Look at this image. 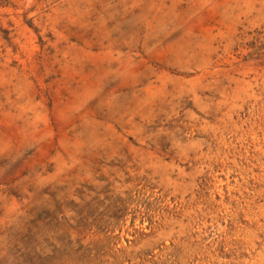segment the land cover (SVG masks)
Returning <instances> with one entry per match:
<instances>
[{
	"label": "rangeland",
	"instance_id": "1",
	"mask_svg": "<svg viewBox=\"0 0 264 264\" xmlns=\"http://www.w3.org/2000/svg\"><path fill=\"white\" fill-rule=\"evenodd\" d=\"M0 264H264V0H0Z\"/></svg>",
	"mask_w": 264,
	"mask_h": 264
}]
</instances>
